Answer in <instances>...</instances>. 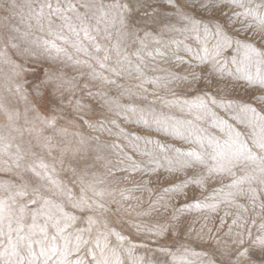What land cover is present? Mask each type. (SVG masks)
<instances>
[{
	"label": "snow or ice",
	"instance_id": "obj_1",
	"mask_svg": "<svg viewBox=\"0 0 264 264\" xmlns=\"http://www.w3.org/2000/svg\"><path fill=\"white\" fill-rule=\"evenodd\" d=\"M0 264H264V0H0Z\"/></svg>",
	"mask_w": 264,
	"mask_h": 264
}]
</instances>
